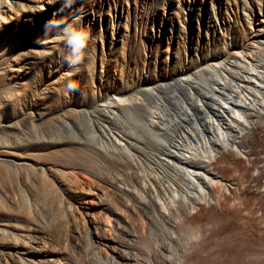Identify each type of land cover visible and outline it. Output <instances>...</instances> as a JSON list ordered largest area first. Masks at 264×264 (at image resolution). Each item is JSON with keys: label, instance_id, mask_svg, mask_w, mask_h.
I'll list each match as a JSON object with an SVG mask.
<instances>
[{"label": "bare ground", "instance_id": "bare-ground-1", "mask_svg": "<svg viewBox=\"0 0 264 264\" xmlns=\"http://www.w3.org/2000/svg\"><path fill=\"white\" fill-rule=\"evenodd\" d=\"M206 1L0 0V264H264V0ZM209 30L230 42L202 50ZM159 52L189 62L158 101L196 121L141 107L138 61ZM211 60L245 91L209 122ZM130 88L116 109L145 108L139 128L102 146L75 135Z\"/></svg>", "mask_w": 264, "mask_h": 264}, {"label": "rangeland", "instance_id": "rangeland-1", "mask_svg": "<svg viewBox=\"0 0 264 264\" xmlns=\"http://www.w3.org/2000/svg\"><path fill=\"white\" fill-rule=\"evenodd\" d=\"M206 2H209V0H207ZM218 30H219V28H216V30H215L216 36H220V33L218 32ZM145 32L146 33H145L144 40H145V42H150L151 37L154 36V32H152L150 29L146 30ZM212 41H213L212 40V32H210V30H209L208 36L207 37L205 36V38L202 39L200 42V43H202L200 46L204 47V49H202V50H205V48H207V49L213 48L215 45L220 46L223 42L225 44L227 42H230L229 39H225L223 41L222 40H220V41L216 40L213 42V45H212V43H211ZM184 48H186L184 50L185 54L192 55V57L194 56V58H196V57L201 58V51L195 52L194 47H191L187 44ZM176 54L177 53H174L173 55L169 56V58H166V56L163 53L159 52V54H157L156 59L154 58L153 64L151 66H147L146 55L148 56V54L141 57L138 61V68L141 70L142 69L144 70V72H143V70L141 71L142 75L140 76L139 81H140V83L141 82H144V83H143V85L139 84L140 87L137 88V90L140 93H145V92L146 93H150V92L153 93V95L148 94V96H151V97H149V99H148V97L145 99L142 97L143 100L150 101V103L149 102L143 103L144 106L141 104V107L148 106V104H151V102L153 100V102H155V105L152 102V104L149 105V107H152L154 105L153 107L159 106L157 108L161 109V111L159 110L160 115L157 114L159 116V123H167V122L171 123L174 121L178 122L179 119L184 118L185 115L188 116V118H190L192 121H196L192 115L193 114L192 110L185 103L184 104L182 103L179 106V108L177 109L173 105V102L171 101V99H169L168 101H163V103L158 101L162 95L161 92L164 91L163 89L165 87H170L174 83V80L176 78L174 74H177V71L180 69V65L181 64L186 65L189 62L188 57H186V59H185L184 57L176 56ZM240 59L242 60L241 55H240ZM240 59L238 58V60H240ZM234 61H235V59L230 60V62H234ZM256 61H258V60L256 59ZM237 62H239V61H237ZM259 62L264 63V59L259 60ZM143 63L145 65L142 68L141 65ZM154 63H156V65ZM215 63L216 62L211 60V61H207L206 63H204L201 66L202 68L205 67L204 69L206 70V72L205 71L204 72L207 73L206 75H204L207 77L206 79L204 78V76H202L201 78H203L202 80L204 82H206L210 88H212V92L214 94V101L216 104L218 103L221 106V108H219L217 105H214L211 103L209 109H207L205 107L202 108V114L200 115V117L203 120H206L209 122H211V120H215L216 119L215 116H220V114H224V115L225 114H231V112H232L231 110L235 109L237 107V101L239 100L238 98L242 94L241 91L242 90L245 91L244 88L243 89L238 88L237 92L235 93L234 90L237 87V85L235 83L231 84L226 79H224V74L221 70H218V71L214 70L211 66H213V64H215ZM129 65H131V64H129ZM99 71H100V69H98V72ZM205 80H207V81H205ZM116 85L115 84L110 85V89L113 90L114 89L113 87ZM134 86H136V84H134ZM256 86L257 87L255 89L256 90L255 95H257L258 93H264V92H262L263 89L262 90L260 89V88H262L261 86H259V85H256ZM101 90L103 91V88ZM107 90H109V89H107ZM258 90H259V92H258ZM124 91H122V93L119 96H116L111 91L109 93V95H111V96H108L109 97V98H107L108 100L106 99L103 102L104 104L103 103L99 104L100 107H95L94 110L91 109L90 111L92 113L91 114L88 113L85 116V118L81 121L82 123L80 122V126L83 124L81 126L82 128L80 127L79 128L80 130L78 129V131L74 130V132L76 133V134L75 133L74 134L77 135V132H78V134L80 133L79 135L81 137V138H79L77 135V137L79 139L84 140L83 138L85 137V139L86 138L90 139V141H92V142L94 141L96 144L98 143L99 146H102V145H106L107 141L114 140V138L118 139L120 137V126L121 125L124 127L125 124H128V123L131 124L133 121H135L136 118L137 119L139 118L138 120L136 119V121H135L137 123V126L139 125L138 126V128H139L141 123H142L140 121H144V120L148 119V116L146 115V111H145L146 109L145 108H142L143 111H145V112H143L142 109L139 107L141 109L140 112L139 111L137 112V113H139V115L141 114L139 116L138 114H136L135 111L138 110L137 107L140 105L136 104L134 107L135 109L132 108V110H133L132 114H135L132 118L126 117V115L124 116V114L122 115L120 112H117L116 106L119 103V99H120L119 97L122 94H127V93H128V97L131 98L133 96V94L131 93L132 88H130L129 91L128 90L125 92ZM244 91H243V93H244ZM75 92H76V90L74 89L73 93H75ZM136 96L140 97L139 95H136ZM153 96H155V98ZM158 96H159V98L157 99ZM259 99H260L259 100L260 102H264L263 94L259 95ZM139 102H141V101H139ZM101 105H102V107H101ZM105 107H108V108H105ZM150 109H152V108H150ZM82 112H83V110H82ZM149 114L151 116H154L152 113V110L150 111ZM142 115H143V118H142ZM145 115L147 118L145 117ZM190 116L193 118H191ZM126 118H129L130 120L128 119V121H127ZM124 121H126L127 123ZM65 122H67V121H65ZM123 123H125V124L123 125ZM6 124H9V122H7ZM195 124H193L192 127L194 129H197V127H199V126L197 124L196 125ZM134 125H136V124L134 123ZM79 131H81V132H79ZM68 135H70V134H68ZM70 137H71V135H70ZM116 142H118V141L116 140ZM118 143L120 144V142H118ZM121 144H123V143H121Z\"/></svg>", "mask_w": 264, "mask_h": 264}]
</instances>
